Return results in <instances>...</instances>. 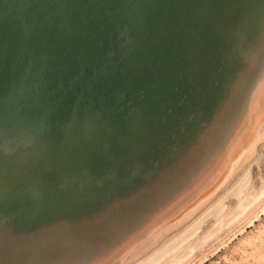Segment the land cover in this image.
Returning a JSON list of instances; mask_svg holds the SVG:
<instances>
[{"label":"rangeland","instance_id":"374dc122","mask_svg":"<svg viewBox=\"0 0 264 264\" xmlns=\"http://www.w3.org/2000/svg\"><path fill=\"white\" fill-rule=\"evenodd\" d=\"M0 264H264V0H0Z\"/></svg>","mask_w":264,"mask_h":264}]
</instances>
